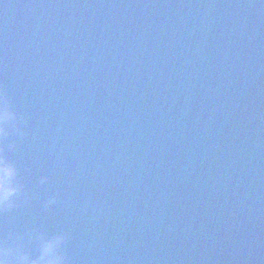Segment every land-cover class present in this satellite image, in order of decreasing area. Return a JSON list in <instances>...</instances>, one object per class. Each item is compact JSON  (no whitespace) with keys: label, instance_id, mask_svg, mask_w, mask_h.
<instances>
[{"label":"water","instance_id":"obj_1","mask_svg":"<svg viewBox=\"0 0 264 264\" xmlns=\"http://www.w3.org/2000/svg\"><path fill=\"white\" fill-rule=\"evenodd\" d=\"M0 89L26 132L0 143L24 185L0 242L264 264V0H0Z\"/></svg>","mask_w":264,"mask_h":264},{"label":"clouds","instance_id":"obj_2","mask_svg":"<svg viewBox=\"0 0 264 264\" xmlns=\"http://www.w3.org/2000/svg\"><path fill=\"white\" fill-rule=\"evenodd\" d=\"M15 132L18 136L26 135L20 127V118L10 103L8 94L0 89V143ZM11 144L0 146V213L7 212L18 206V200L24 193V185L20 181L19 171L16 165L8 159L6 151L12 149ZM48 176H41L40 183H48ZM56 195L50 194L43 202L45 209L56 202ZM28 239L37 247L35 256L24 251L19 245L9 247L0 242V264H66V256L63 248L66 234L58 231L47 234L39 228H34L28 233Z\"/></svg>","mask_w":264,"mask_h":264}]
</instances>
